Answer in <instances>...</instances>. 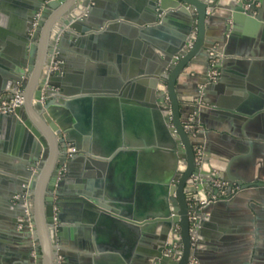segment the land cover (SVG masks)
<instances>
[{"label": "water", "instance_id": "obj_1", "mask_svg": "<svg viewBox=\"0 0 264 264\" xmlns=\"http://www.w3.org/2000/svg\"><path fill=\"white\" fill-rule=\"evenodd\" d=\"M5 6L18 17L14 44L0 30L8 56L0 58V96L20 84L24 106L0 115V160L10 165L0 163V264H201L216 203L195 212L193 228L194 179L198 192L212 191L214 180L241 190L264 183L232 174L240 157L224 176L209 151L198 166L202 130L194 137L184 124L197 113L204 125V105L223 107L211 99L222 78L208 81L210 20L224 10L232 35L243 24L264 33V0H0ZM95 51L114 63L97 76L73 58ZM198 58L208 64L196 86L202 105L187 106L200 96L184 99L182 78ZM216 68L223 76V62Z\"/></svg>", "mask_w": 264, "mask_h": 264}, {"label": "crops", "instance_id": "obj_2", "mask_svg": "<svg viewBox=\"0 0 264 264\" xmlns=\"http://www.w3.org/2000/svg\"><path fill=\"white\" fill-rule=\"evenodd\" d=\"M6 7L0 10V22H3L0 30L8 32L2 41L14 44L9 28L18 16L15 9ZM225 13L218 11L210 20L206 48L208 51L215 46L224 56L220 60L223 82L217 90H212L211 96L213 101L221 97L223 107L212 109L204 105L202 136L196 140L202 144L198 146L204 155L210 152L214 173L224 176L230 158L240 157L232 166V174L247 183H264V33L254 24H243L232 35L233 22L223 20ZM0 58L7 60L8 56L0 51ZM73 58L77 64L84 63L85 69L96 76L97 69L114 65L101 51L83 52L81 60ZM207 66L205 58L194 60L188 70L191 75L182 78L180 93L184 99L196 93ZM0 154L7 155L4 151ZM0 163L9 165L3 160ZM227 184L228 190L234 191L225 198L213 192L216 190L213 181L212 191L205 192L220 200L212 206L210 220L203 231L201 264H264V188L241 190L236 184ZM7 261L18 264L15 258Z\"/></svg>", "mask_w": 264, "mask_h": 264}, {"label": "built area", "instance_id": "obj_3", "mask_svg": "<svg viewBox=\"0 0 264 264\" xmlns=\"http://www.w3.org/2000/svg\"><path fill=\"white\" fill-rule=\"evenodd\" d=\"M209 51V56L211 58L210 60V67L211 71L208 74V81L213 84H217L219 79H220V72L216 68L217 64L224 58L223 54H218V49L215 47L211 48ZM56 56V54H55ZM216 60H218V63H216ZM59 62L53 63L51 68H50V75L58 72L59 71ZM203 87L201 88V95H203ZM5 97H10L5 98ZM196 104V102L194 103ZM193 103H188L187 106H192L194 105ZM197 104L200 103V98L197 99ZM24 106V97H23V89L21 85L19 84L16 88H13L12 93H6L4 97L0 96V115L4 116H11V115H16L17 112L22 109ZM198 123H197V118L196 114L190 115L187 118V121L185 122L184 126L187 132H190L196 137V134L199 132L198 130ZM196 154H197V164L198 166L201 165L202 163V157L204 155L203 149L201 147H195ZM76 153V149L73 146H69L67 150V155L70 158L73 154ZM61 175L65 173V166L61 168ZM62 177H59V180H61ZM213 185L215 186L216 190L220 194V198H225L227 195L231 194L234 190L232 189L231 193L228 192V184L224 181L221 180H214ZM190 198H198V200H195L192 203V209H193V214L191 215V222L193 223V228L195 227V222L197 220L195 212L197 210H202L203 208L207 207L208 205L212 203H217L220 199L218 196H208L205 192L206 191H197L198 190V184H197V179H194V183L190 186ZM195 191V192H194ZM28 195V190L24 193V198L26 199V196ZM26 215L28 218V221L30 222L31 218V204L29 201L26 202ZM32 226L30 227V231H32ZM175 250H179L178 246L176 245L174 247ZM58 264H63V258H59V263Z\"/></svg>", "mask_w": 264, "mask_h": 264}, {"label": "rangeland", "instance_id": "obj_4", "mask_svg": "<svg viewBox=\"0 0 264 264\" xmlns=\"http://www.w3.org/2000/svg\"><path fill=\"white\" fill-rule=\"evenodd\" d=\"M214 48H215V46H214ZM216 48H217V47H216ZM218 54H222V53L218 50ZM216 63H218V60H216ZM188 74H190V72L188 73V71H187V73H186L185 76H188ZM202 87H203L202 85H199V86H198V89H199V90H198V92H196V93L193 95L194 97L197 96V95H198V96L201 95V93H200L201 91H200V90H201ZM194 97H193V98H194ZM195 102L197 103V99L194 98L191 102H188V103H190V104L193 103V104H194ZM188 103H187V104H188ZM195 114H196V116H197V113H195ZM198 130H199V131L202 130V127H201L200 124L198 125ZM197 147H201V146H197ZM31 243H32V245L35 247V244H33V241H32ZM63 262H64V260H63Z\"/></svg>", "mask_w": 264, "mask_h": 264}, {"label": "flooded vegetation", "instance_id": "obj_5", "mask_svg": "<svg viewBox=\"0 0 264 264\" xmlns=\"http://www.w3.org/2000/svg\"><path fill=\"white\" fill-rule=\"evenodd\" d=\"M196 147H197V146H196ZM62 167H63V166H62ZM62 167H61V168H62ZM60 170H61V169H60ZM60 173H61V171H60ZM60 173H59V177H62V178H63V177H66V171H65V173H64L63 175H61ZM63 195L66 196L67 193L64 191V192H63ZM70 195H71V194H70ZM70 195H69V196H70Z\"/></svg>", "mask_w": 264, "mask_h": 264}, {"label": "bare ground", "instance_id": "obj_6", "mask_svg": "<svg viewBox=\"0 0 264 264\" xmlns=\"http://www.w3.org/2000/svg\"><path fill=\"white\" fill-rule=\"evenodd\" d=\"M200 99H201V97H200Z\"/></svg>", "mask_w": 264, "mask_h": 264}]
</instances>
